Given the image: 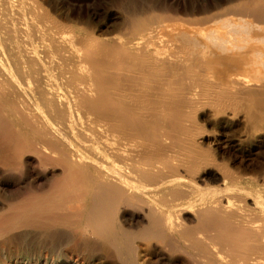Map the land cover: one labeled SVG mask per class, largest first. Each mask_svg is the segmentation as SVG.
I'll return each instance as SVG.
<instances>
[{
  "label": "bare ground",
  "instance_id": "1",
  "mask_svg": "<svg viewBox=\"0 0 264 264\" xmlns=\"http://www.w3.org/2000/svg\"><path fill=\"white\" fill-rule=\"evenodd\" d=\"M44 2L0 0V264H264V0Z\"/></svg>",
  "mask_w": 264,
  "mask_h": 264
},
{
  "label": "rangeland",
  "instance_id": "2",
  "mask_svg": "<svg viewBox=\"0 0 264 264\" xmlns=\"http://www.w3.org/2000/svg\"><path fill=\"white\" fill-rule=\"evenodd\" d=\"M47 6L57 4L61 7L69 9L72 13L80 15L83 19L91 12L98 13V17L92 23L91 27L98 34L105 35L111 34L114 29L115 20L128 15V7L122 6L120 0H44ZM138 3L139 0H134ZM156 1V0H154ZM169 5L172 9H177L178 14L185 17L200 16L207 11H201L204 5L212 6L216 2H221V7L226 5L225 0H157ZM196 8V12H185L191 8ZM220 7V6H218ZM217 8L211 7L208 12L215 11ZM84 24L81 21L78 24ZM257 158L264 157V148L259 149Z\"/></svg>",
  "mask_w": 264,
  "mask_h": 264
}]
</instances>
